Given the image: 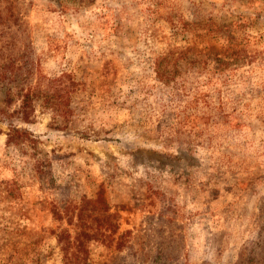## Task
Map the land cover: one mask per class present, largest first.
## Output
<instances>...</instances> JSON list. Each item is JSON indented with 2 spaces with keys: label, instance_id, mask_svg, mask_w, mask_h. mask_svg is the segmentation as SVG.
<instances>
[{
  "label": "rangeland",
  "instance_id": "374dc122",
  "mask_svg": "<svg viewBox=\"0 0 264 264\" xmlns=\"http://www.w3.org/2000/svg\"><path fill=\"white\" fill-rule=\"evenodd\" d=\"M61 232L70 264H264V0H0V264H65Z\"/></svg>",
  "mask_w": 264,
  "mask_h": 264
},
{
  "label": "trees",
  "instance_id": "16d2710c",
  "mask_svg": "<svg viewBox=\"0 0 264 264\" xmlns=\"http://www.w3.org/2000/svg\"><path fill=\"white\" fill-rule=\"evenodd\" d=\"M91 206H98V205H103L105 208V205L107 207V202L102 200V195L99 194V196H97V198L93 199L90 202ZM101 210H103L101 208ZM113 215V214H112ZM111 226H115L114 223L111 224ZM64 235V237L62 236ZM57 238H59V242L61 244V249L63 251V260L65 262V264H70L71 263V255L72 253V246H73V241L70 240V236L69 234L65 233V232H61L58 234ZM103 241L105 239H102ZM84 264H87L86 262Z\"/></svg>",
  "mask_w": 264,
  "mask_h": 264
}]
</instances>
